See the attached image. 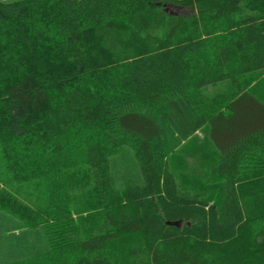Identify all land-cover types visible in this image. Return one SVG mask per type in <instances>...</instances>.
I'll use <instances>...</instances> for the list:
<instances>
[{
	"label": "trees",
	"instance_id": "1",
	"mask_svg": "<svg viewBox=\"0 0 264 264\" xmlns=\"http://www.w3.org/2000/svg\"><path fill=\"white\" fill-rule=\"evenodd\" d=\"M258 71L264 0L0 1V264H264Z\"/></svg>",
	"mask_w": 264,
	"mask_h": 264
},
{
	"label": "rangeland",
	"instance_id": "2",
	"mask_svg": "<svg viewBox=\"0 0 264 264\" xmlns=\"http://www.w3.org/2000/svg\"><path fill=\"white\" fill-rule=\"evenodd\" d=\"M2 2H13V1H18V0H0ZM165 11L169 14H173V15H180V16H189L192 12L191 8H185V7H174V6H167L165 8ZM255 79V85L252 88V91L255 93V95L258 97V99L264 103V73H262L261 71L255 72L254 76ZM228 83L227 82H219L217 84H213V85H208L203 89V92L205 95H213L215 93H223L225 92L228 88ZM0 172H2L4 174V168L2 165V161L0 158ZM78 180V182L80 183L81 179L84 181L82 176H78L76 178ZM85 182V181H84ZM86 184L90 185V182L88 180V178H86ZM86 184L83 187H78V189H76V193L74 192V195L71 194V196H75L77 197V194H80L84 188H86ZM0 185H5L7 187V189L9 190V192L15 197L17 198L19 201H21L26 210H25V219L23 222H25L24 225H28L30 226L31 222L33 219L37 220V217L35 215L34 212H39L41 211L42 208H44V200H45V190L42 186H38V185H26V184H22V183H16V182H6V180L4 181V175L0 176ZM71 198V197H70ZM71 201H73V199L71 198ZM70 206H73V203L69 204ZM69 210L71 212V217L73 220H77L76 222H78V218L81 217H87V212H89V214L92 215V217H96L97 218V209L93 208L91 210H88L87 212H81L79 211L78 213L75 212L74 210L71 209V207H69ZM85 223V222H84Z\"/></svg>",
	"mask_w": 264,
	"mask_h": 264
},
{
	"label": "water",
	"instance_id": "3",
	"mask_svg": "<svg viewBox=\"0 0 264 264\" xmlns=\"http://www.w3.org/2000/svg\"><path fill=\"white\" fill-rule=\"evenodd\" d=\"M172 224L175 225V226H177V225H179V222H174Z\"/></svg>",
	"mask_w": 264,
	"mask_h": 264
}]
</instances>
